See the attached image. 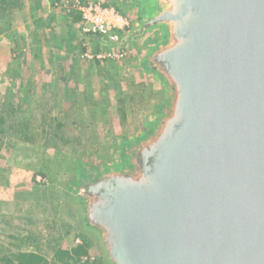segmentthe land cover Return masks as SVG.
Wrapping results in <instances>:
<instances>
[{"label": "water", "instance_id": "obj_1", "mask_svg": "<svg viewBox=\"0 0 264 264\" xmlns=\"http://www.w3.org/2000/svg\"><path fill=\"white\" fill-rule=\"evenodd\" d=\"M129 1L167 99L72 197L80 229L105 264H264V0Z\"/></svg>", "mask_w": 264, "mask_h": 264}, {"label": "rangeland", "instance_id": "obj_2", "mask_svg": "<svg viewBox=\"0 0 264 264\" xmlns=\"http://www.w3.org/2000/svg\"><path fill=\"white\" fill-rule=\"evenodd\" d=\"M6 1L12 6L0 14V117H6L2 111L10 105L17 110L0 124V264H9L23 250L37 252L49 264H66L54 259V247L70 250L80 235L92 243L88 252L105 264L98 245L79 227L70 193L83 169L100 172L118 163L124 141L140 135L165 106L160 85L140 71L149 46L162 40L164 32L153 28L148 37L128 40L127 56L116 63L101 60L98 65L83 58V51L79 65L72 58L75 68H57L66 61L55 53L68 29L63 26L68 22L65 12L54 6L60 0ZM100 1L112 3L131 24L137 23L127 0ZM72 29L79 35L75 44L81 41L85 51L108 50L97 38ZM24 68L28 73L20 78ZM126 106L123 115L119 108Z\"/></svg>", "mask_w": 264, "mask_h": 264}, {"label": "built area", "instance_id": "obj_3", "mask_svg": "<svg viewBox=\"0 0 264 264\" xmlns=\"http://www.w3.org/2000/svg\"><path fill=\"white\" fill-rule=\"evenodd\" d=\"M54 6L66 14L78 12L81 19L78 26L80 33L95 36L109 47L106 52L85 51L83 58L97 61H121L127 56L121 41L132 29L131 21L117 7L104 5V2L100 0H60L55 2ZM36 180L37 182L44 181L41 177H37ZM81 245H83L82 238L74 237L73 246ZM98 258L99 256L93 251H89L80 256H73L70 264H97Z\"/></svg>", "mask_w": 264, "mask_h": 264}, {"label": "trees", "instance_id": "obj_4", "mask_svg": "<svg viewBox=\"0 0 264 264\" xmlns=\"http://www.w3.org/2000/svg\"><path fill=\"white\" fill-rule=\"evenodd\" d=\"M49 1L52 2L55 0H49ZM104 5H109V6L111 5L112 6L113 4L109 3V2H104ZM11 6L12 5L9 2H7L6 0H0V14H5L6 12L8 13L10 11ZM66 20H68V22L66 23V27L68 28L67 29L68 34H67V36L62 35L61 40L59 41V43H60L59 48L63 44L67 50L73 51L76 49V47H74V45H73L70 28H72L73 25H76V24H77V26L80 25V23H81L80 15L78 12H71V13L66 15ZM38 23H39V20H35L33 22V28L34 29H36V26L38 25ZM6 29H7V27L3 28L2 30H6ZM59 48L56 50L55 54H56V57L57 58L59 57V59H60V58H62V54L60 53ZM84 50H85L84 47L81 48L82 52ZM21 54L25 55L24 53H21ZM79 58H80L79 55L75 58L76 63L79 62ZM25 62H26V59L23 58V61L21 62L22 65ZM99 62L100 61L97 62L98 65L100 64ZM110 62L116 63L117 61H110ZM28 70L29 69L25 70V68H24V71H25L24 74L18 75V76H20V78H24L25 74L28 73ZM55 71L56 70H53L54 73L52 75L56 74ZM63 81H66V79H64ZM119 103L120 104L125 103L124 97L120 99ZM128 108L129 107L126 106L125 110H124V107H120L119 111L122 112V114L124 115V114H126ZM16 110H17V107H14V106L12 107L10 105L7 110L2 111L3 113H6V117H4V116L0 117V124H4L8 118L13 117L14 116L13 114L16 112ZM10 124L14 125V121L12 120L10 122ZM28 124H29L28 121L23 120L22 127H24V128L26 127V129H28ZM3 131L4 130H0V132H3ZM80 237L83 240V245L77 246V247L73 246L70 250H62L61 246L56 245L54 247V259L68 264L70 262V260L73 258V256H80L82 254L88 253V249L92 246V243L85 236L80 235ZM14 262H16L17 264H49L47 259L44 256H42V255H40L34 251H25V250L20 251L16 255L15 260H10L9 264H13ZM97 264H103L101 258H98Z\"/></svg>", "mask_w": 264, "mask_h": 264}, {"label": "crops", "instance_id": "obj_5", "mask_svg": "<svg viewBox=\"0 0 264 264\" xmlns=\"http://www.w3.org/2000/svg\"><path fill=\"white\" fill-rule=\"evenodd\" d=\"M128 2H129V4H130V6H132V10L134 11V20L137 22V23H135V24H131V26H132V30H130L129 32H131V31H133V29H138L139 28V26H140V18L138 17V9L135 7V6H133L131 3H130V1L129 0H127ZM118 8V7H117ZM119 9V8H118ZM120 10V9H119ZM121 12V11H120ZM65 15H67L66 13H65ZM127 17V16H126ZM129 18V20L131 21V18L130 17H128ZM132 20H133V18H132ZM138 20V21H137ZM63 25V24H62ZM63 26H65L66 27V24L65 25H63ZM73 27L75 28V29H78L79 27L77 26V24L76 25H73ZM72 27V28H73ZM72 28H70V31L72 32L71 33V38H74L75 40V42L73 43V45H74V47H77L75 50H73V51H69V50H67L66 49V47H62L61 48V50H60V53L62 54V55H64L65 57H64V59L66 60V61H64V62H62V66H61V64H57V68H64V69H66V68H75L76 67V64L77 65H79L78 63H74L73 62V60L75 61V55H73L75 52H76V54H77V56L79 55V54H81L82 53V51H81V48L83 47V44L81 43V41H80V43L78 44V46L75 44L76 43V38L78 39V31L76 30V31H74ZM128 32V33H129ZM64 33H65V35L67 36V32H66V30L64 31ZM64 33H62V34H64ZM128 33H127V35H128ZM149 35V34H148ZM76 36V37H75ZM86 36H89V37H95V36H92V35H86ZM144 37H148L147 35H146V33H145V35H144ZM95 38H97V37H95ZM97 40H99L98 38H97ZM85 50H87V49H85ZM85 50H84V52H85ZM50 51H52V53H54V49L52 50H50ZM72 58H73V60H72ZM54 68V67H53ZM156 83H158L159 84V82H157L156 81ZM160 85V84H159ZM160 88L162 89V91H163V94L165 95V91H164V89H163V87H161V85H160Z\"/></svg>", "mask_w": 264, "mask_h": 264}, {"label": "flooded vegetation", "instance_id": "obj_6", "mask_svg": "<svg viewBox=\"0 0 264 264\" xmlns=\"http://www.w3.org/2000/svg\"><path fill=\"white\" fill-rule=\"evenodd\" d=\"M136 35V33L134 34ZM132 139H126L124 143L122 144V149L127 150L128 145L132 142ZM131 154H133L131 152ZM100 172H93L90 171L89 168H85L82 170V172H79L78 176L76 177L75 181L77 180V184L75 185L73 189V193H70L71 196H76V193L78 190L81 188H87L90 184H92L94 181L92 178L94 177L95 174H99Z\"/></svg>", "mask_w": 264, "mask_h": 264}]
</instances>
